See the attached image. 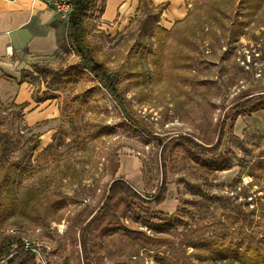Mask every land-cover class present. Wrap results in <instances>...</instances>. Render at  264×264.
<instances>
[{"label": "rangeland", "instance_id": "374dc122", "mask_svg": "<svg viewBox=\"0 0 264 264\" xmlns=\"http://www.w3.org/2000/svg\"><path fill=\"white\" fill-rule=\"evenodd\" d=\"M104 2L94 0L80 30L94 48L86 58L66 24L59 50L25 74L59 107L54 129L42 137L20 109L0 105L9 141L0 144V264L19 251L30 253L21 264H185L192 235L206 253L193 263L224 264L222 246L262 244L264 0H197L170 29L150 0L105 24ZM91 59L107 79L93 76ZM246 96L255 111L235 119ZM184 139L222 146L201 154ZM165 144L168 211L131 199L105 208L120 177L147 199L158 193ZM131 167L136 178L123 174Z\"/></svg>", "mask_w": 264, "mask_h": 264}, {"label": "crops", "instance_id": "0c3cea01", "mask_svg": "<svg viewBox=\"0 0 264 264\" xmlns=\"http://www.w3.org/2000/svg\"><path fill=\"white\" fill-rule=\"evenodd\" d=\"M140 1L105 0L103 23L117 18L123 23L130 12L139 9ZM150 1L161 11L160 26L170 29L184 20L197 0ZM66 24L42 0H0V104L20 109L25 124L41 132L42 137L57 126L60 110L51 99L40 94L37 97L25 74L33 64L52 57L59 50ZM8 49H12L13 55L8 54ZM123 174L137 177L134 167L130 171L123 170ZM166 202L159 209L168 211Z\"/></svg>", "mask_w": 264, "mask_h": 264}, {"label": "trees", "instance_id": "16d2710c", "mask_svg": "<svg viewBox=\"0 0 264 264\" xmlns=\"http://www.w3.org/2000/svg\"><path fill=\"white\" fill-rule=\"evenodd\" d=\"M76 1V8L74 12L71 14L70 19L68 21L67 25V39L72 42L73 46H75L77 49L80 50V53L83 58H86L88 54L94 50L93 47H90L83 37L80 36V30L82 27V24L94 2V0H75ZM251 6H258L259 2H262V0H250ZM90 71L93 74V76L99 80L103 81L108 78V75L110 73L109 68L97 61L96 59L90 60ZM113 96L118 98V92L115 88H111ZM250 96H246V99H244V103L239 104L235 108V119L238 118L240 115H245L247 112H253L255 109H249L250 103L254 100L253 98H247ZM1 105V104H0ZM3 106V105H1ZM252 108V107H250ZM22 113V112H21ZM185 142L188 143L190 146L197 149V151L201 154H204L205 152L210 153L212 155H216L220 152L222 143L217 142L214 144V146H211L210 148L207 147H201L200 145L195 144L192 140L184 139ZM8 140L6 138V135L0 134V144L2 143L3 151L6 150V146L8 144ZM171 144V142H170ZM163 154L161 155V165H162V183L161 187L158 190V193L151 196L150 199L145 198L141 193H139L131 184H129L126 180L123 178H119L116 180L109 189V195L106 199L107 205L105 208H108L109 206L113 205L115 202L114 200L118 201L119 199H131L134 202H139L140 204L144 205H154L155 208H159L162 204H164L167 200V196L169 193L168 189V171H167V158H166V144L163 147L162 150ZM9 182V179L5 183H3V186H6V184ZM161 216H165L162 211L158 212ZM245 222L246 220L243 219ZM1 225V224H0ZM244 226V223L242 224ZM241 233L240 231L238 232ZM203 237H199L197 235L196 237L192 235L191 239V246L193 251L190 255H186V262L185 264H196L193 263L191 260L196 258L198 261L204 256L203 254H206L201 252L203 250V246L205 242H203ZM254 245L247 243V245L244 243L243 246L238 247L237 252L233 251L232 243L229 244V246L225 245L220 248V251H218L216 257L220 259L224 264H264V242L260 244V241H256L253 243ZM227 246V247H226ZM30 253L25 251H19L16 256H13L11 259L8 260V264H21L23 260L27 259ZM211 255H208L207 258H211Z\"/></svg>", "mask_w": 264, "mask_h": 264}, {"label": "built area", "instance_id": "2783aa9c", "mask_svg": "<svg viewBox=\"0 0 264 264\" xmlns=\"http://www.w3.org/2000/svg\"><path fill=\"white\" fill-rule=\"evenodd\" d=\"M42 1L50 5L57 12L59 17L62 18L67 23L70 19L71 14L74 12L76 8L75 0H42ZM8 54L13 55L12 49L11 50L8 49ZM24 248L27 251L37 253L36 249L32 248L31 242L28 240H25Z\"/></svg>", "mask_w": 264, "mask_h": 264}]
</instances>
